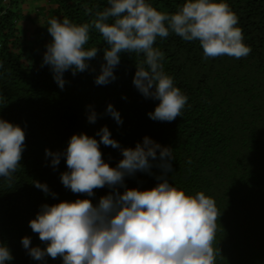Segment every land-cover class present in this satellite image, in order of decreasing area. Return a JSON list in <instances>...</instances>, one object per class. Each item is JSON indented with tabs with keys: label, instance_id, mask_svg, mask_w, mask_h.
Here are the masks:
<instances>
[{
	"label": "trees",
	"instance_id": "trees-1",
	"mask_svg": "<svg viewBox=\"0 0 264 264\" xmlns=\"http://www.w3.org/2000/svg\"><path fill=\"white\" fill-rule=\"evenodd\" d=\"M25 1L0 0V118L18 124L26 135L21 167L11 186L0 177V242L13 256L6 264H63L62 258L33 259L21 241L28 236L32 247L45 248L29 221L43 204L85 198L61 182V173L68 171L63 153L74 133L99 141L97 133L105 125L121 148H134L145 136L171 147L169 183L186 193L203 191L214 198L221 211L216 240L222 256L216 264H264V0H226L239 17L244 42L251 46L247 57L205 60L199 41H184L174 33L157 39L155 46L165 53L166 73L188 96L182 115L172 122L150 119L148 113L159 101L145 98L132 83L142 55L122 53L114 69L116 79L107 85L95 83L107 46L98 32L90 33L85 46H97L98 55L89 61L88 70L75 76L66 71L63 90L50 66H41L52 40L51 18L67 16L74 23H88L97 10L108 6V0H53L52 6L36 11L41 17L38 23L31 11L22 13ZM146 2L171 14L185 0ZM109 103L120 112L122 124L106 112ZM92 110L97 113L95 123L88 121ZM45 149L61 153L57 167H52ZM100 150L113 167L122 159L120 148L101 143ZM160 163L157 149L151 174L138 171L126 176L124 185L154 187L157 177L165 175ZM33 181L47 184L49 193ZM124 190L118 186V191ZM110 191L105 186L87 198L95 204Z\"/></svg>",
	"mask_w": 264,
	"mask_h": 264
},
{
	"label": "clouds",
	"instance_id": "clouds-1",
	"mask_svg": "<svg viewBox=\"0 0 264 264\" xmlns=\"http://www.w3.org/2000/svg\"><path fill=\"white\" fill-rule=\"evenodd\" d=\"M238 24L239 17L226 0H185L171 14L146 0H108V6L97 10L88 23H74L67 16L51 18L48 32L52 40L41 66H50L63 90L64 73L71 70L75 76L88 70L89 61L98 55L97 46L85 47L90 33L98 32L107 46L95 83L107 85L116 79L114 69L122 53L142 55L132 83L145 98L159 101L148 113L150 119L172 122L182 115L188 96L166 73L165 53L155 46L157 39L174 33L184 41H199L205 60L221 56L241 59L252 49L244 42ZM106 112L117 124L123 123L111 103ZM96 120L97 113L90 111L89 123ZM97 135L99 141L83 132L70 137L63 153L68 171L61 173V182L85 198L41 206L29 226L46 247H32L31 238L24 236L21 242L29 255L37 261L46 256L62 258L63 264H216L222 256L216 240L221 211L214 198L203 191L193 195L169 183L166 173L172 171L174 159L171 147L145 136L134 148H121L106 125ZM25 140L23 128L0 118V177L10 186L21 167ZM101 143L121 149L122 159L115 167L103 159ZM157 149L162 161L157 166L165 175L158 176L159 182L152 188L126 187V176L138 171L151 174ZM45 156L51 157L53 168L59 165L60 152L45 149ZM33 184L45 194L50 191L45 183ZM105 186L112 191L101 196L98 203L87 198ZM118 186L125 190L121 193ZM12 259L9 247L0 242V264Z\"/></svg>",
	"mask_w": 264,
	"mask_h": 264
},
{
	"label": "crops",
	"instance_id": "crops-1",
	"mask_svg": "<svg viewBox=\"0 0 264 264\" xmlns=\"http://www.w3.org/2000/svg\"><path fill=\"white\" fill-rule=\"evenodd\" d=\"M27 2L28 3H26L25 1L21 5L22 13L26 15L27 11H31V15L34 14L33 21H35L36 23H38L41 20V17L35 15L36 11L38 12L39 7H43V6L50 7L53 5L52 4L53 0H28ZM24 24L26 25V22H24Z\"/></svg>",
	"mask_w": 264,
	"mask_h": 264
},
{
	"label": "built area",
	"instance_id": "built-area-1",
	"mask_svg": "<svg viewBox=\"0 0 264 264\" xmlns=\"http://www.w3.org/2000/svg\"><path fill=\"white\" fill-rule=\"evenodd\" d=\"M4 2H7L8 0H3Z\"/></svg>",
	"mask_w": 264,
	"mask_h": 264
}]
</instances>
